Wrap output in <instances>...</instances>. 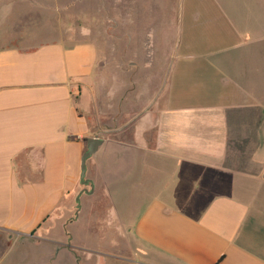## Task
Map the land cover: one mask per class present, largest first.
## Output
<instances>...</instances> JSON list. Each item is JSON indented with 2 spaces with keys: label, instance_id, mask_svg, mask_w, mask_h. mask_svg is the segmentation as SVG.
<instances>
[{
  "label": "crops",
  "instance_id": "obj_1",
  "mask_svg": "<svg viewBox=\"0 0 264 264\" xmlns=\"http://www.w3.org/2000/svg\"><path fill=\"white\" fill-rule=\"evenodd\" d=\"M11 1L0 0V264H264V0H226L232 44L168 47L147 101L130 82L136 106L115 112V139L99 137L87 161L93 191L67 247L52 221L84 187L94 116L112 127L96 97L105 62L91 43L10 45ZM94 206L114 239L80 236Z\"/></svg>",
  "mask_w": 264,
  "mask_h": 264
},
{
  "label": "rangeland",
  "instance_id": "obj_2",
  "mask_svg": "<svg viewBox=\"0 0 264 264\" xmlns=\"http://www.w3.org/2000/svg\"><path fill=\"white\" fill-rule=\"evenodd\" d=\"M229 10L232 8L226 0H12L9 25L1 29L8 31L10 45L15 46L31 47L57 41L69 45H94L100 60L105 62L99 72L102 79L96 84V97L101 99L103 109L106 104L110 110L107 125L112 126L102 127V119L100 122L99 116L95 115L94 137L115 139L113 128L117 121H122L115 112L120 109L122 113L131 111L136 106L131 97L130 82L139 80V88L133 91L147 101V97L157 93L163 85L164 60L172 53L168 47L174 44H232L233 37L227 35L228 29L232 28ZM8 40L6 37L4 44ZM148 59L152 61L149 70L146 67ZM131 62L137 65V72L133 71ZM150 71L155 76L153 84L146 83ZM120 97H123L122 101ZM124 136L129 143L131 132L127 130ZM79 204L80 201H75L73 206H61L59 218L52 221L66 243H60L62 247H67L65 230L74 219ZM105 207L94 206L91 213H87L85 219L90 220L84 229L83 226L79 228L80 236L88 231L96 238L106 233L111 239L115 238L114 231L105 229L100 223ZM7 245L10 242L0 241V252ZM25 253L30 255L32 250ZM69 261L70 255L60 258L62 264Z\"/></svg>",
  "mask_w": 264,
  "mask_h": 264
},
{
  "label": "water",
  "instance_id": "obj_3",
  "mask_svg": "<svg viewBox=\"0 0 264 264\" xmlns=\"http://www.w3.org/2000/svg\"><path fill=\"white\" fill-rule=\"evenodd\" d=\"M104 140L99 137H91L87 139L86 151L83 153L81 158V178L80 183L84 186L78 196L76 197V202L80 201V196L83 193H91L93 191V184L90 179L87 178V161L91 158L103 144ZM90 186V189L88 188ZM80 206H78V209ZM78 216V211L75 213V218Z\"/></svg>",
  "mask_w": 264,
  "mask_h": 264
}]
</instances>
